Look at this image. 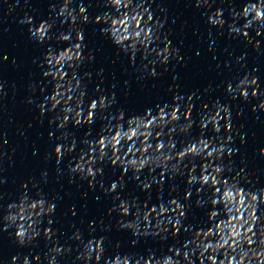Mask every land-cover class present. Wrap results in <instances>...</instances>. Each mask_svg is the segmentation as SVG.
<instances>
[{"label": "clouds", "instance_id": "obj_1", "mask_svg": "<svg viewBox=\"0 0 264 264\" xmlns=\"http://www.w3.org/2000/svg\"><path fill=\"white\" fill-rule=\"evenodd\" d=\"M199 2H200V0H197V4H199ZM204 2H206V0H204ZM81 11H86V8L82 7ZM97 19H99V17H97ZM149 19H151V17H149ZM21 23H25V24L30 25L31 24V18H25L24 20L21 21ZM29 31L32 32V29L30 28ZM33 35L35 38H37V34L35 32H33ZM244 35L247 36L248 33L245 32ZM38 40L41 41L40 39H38ZM151 74L154 75L155 73L153 72ZM260 108H264V103L260 104ZM57 150H58V148H57ZM10 207H11V205L9 206V208ZM52 209L54 211L53 205H52ZM4 217H5V220H7L8 214H6ZM10 225H12V224L6 223V228H7V226H10ZM36 235L38 236L39 234L37 233ZM15 237H16V240L20 246H24L26 240H27V243H29V244H31L34 240L33 236L28 235L25 231H18L17 229L15 231ZM17 259H18V257H13L12 258V264H16ZM35 259L38 260L39 258L36 257ZM22 264H29V259L27 257H24Z\"/></svg>", "mask_w": 264, "mask_h": 264}]
</instances>
